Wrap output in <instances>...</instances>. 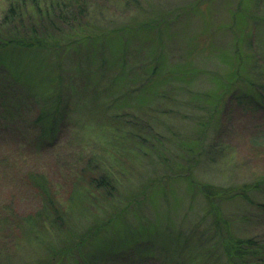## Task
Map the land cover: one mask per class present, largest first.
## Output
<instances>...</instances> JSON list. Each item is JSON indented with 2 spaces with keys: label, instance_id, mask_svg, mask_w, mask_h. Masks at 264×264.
<instances>
[{
  "label": "rangeland",
  "instance_id": "obj_1",
  "mask_svg": "<svg viewBox=\"0 0 264 264\" xmlns=\"http://www.w3.org/2000/svg\"><path fill=\"white\" fill-rule=\"evenodd\" d=\"M63 2L38 0L57 13ZM84 3L74 19L30 5L9 20L0 0V40L43 35L66 47L50 62L46 51L23 54L20 71L0 52V86L23 100L20 116L0 109V264H227L226 234L250 240L247 263L264 264V110L223 93L238 40L264 59V0ZM44 104L59 105L47 133L50 120H33ZM101 178L112 191L91 183ZM255 182L247 199L215 201V224L198 186L233 193ZM109 219L88 248L74 246Z\"/></svg>",
  "mask_w": 264,
  "mask_h": 264
},
{
  "label": "trees",
  "instance_id": "obj_2",
  "mask_svg": "<svg viewBox=\"0 0 264 264\" xmlns=\"http://www.w3.org/2000/svg\"><path fill=\"white\" fill-rule=\"evenodd\" d=\"M8 1V8H7V12H6V17L9 20H15L19 17H21L23 15V13H25L27 11V7L30 5H34V8L38 11V12H42L44 13H50L53 15V17L55 16V18H59L62 20H66L69 17H72V19L76 18V15H73V10L75 8V11H77L79 14L78 16H81L83 14V11H85L86 9V5H85V1L86 0H64L63 3H59L57 4V7L60 8L58 9V13L55 11V6L53 4H43L46 5V7H42L38 4V0H7ZM61 4L64 8L61 9ZM40 7L42 9V11H40ZM44 8V9H43ZM33 29H35L33 27ZM44 36L43 35H34V36H24V37H18V38H8L4 41L0 40V52H6V51H11L14 53V58L12 61L10 62V65H12L13 69H18L20 71V69H22V63H21V56L23 54H27L28 52H32V53H39L41 51H46L50 54L51 57H48L47 60L52 61L51 59H57V57L64 52V48L66 47H60L58 45V43L56 41L53 42V44H49V42L45 39L44 40ZM89 38V37H87ZM94 38L97 39V37L95 36ZM99 38V37H98ZM84 39V38H82ZM238 45L240 46V42L238 40ZM236 46L235 48V58L234 60L236 61L235 66L233 67L234 74H231L230 77L232 78L231 80H226V86L224 89L223 93H229L232 96L231 98H234L235 101H237L236 103L238 104V106H240L242 109L247 110V111H253L254 109H261L264 110V96H263V92H264V66H259V64L257 63V61L259 62H263L264 63V59L258 60L255 59L253 60L252 56L253 55H249V54H242L238 48L239 46ZM59 46V47H58ZM249 46V45H248ZM69 48H71V46L68 45ZM67 47V48H68ZM68 50H71L69 49ZM73 49V48H72ZM8 53V52H7ZM10 55V54H8ZM233 59V57H232ZM253 60V61H252ZM8 62V63H9ZM36 69V68H35ZM157 68H153V71L155 72ZM176 75H178V77H176L177 79H179V77H182L185 73L183 70L180 69L179 70H175L174 71ZM49 77L51 78V88L52 89H56L57 87L52 86L54 80H56V78L52 77V75H49ZM54 78V79H53ZM230 79V78H229ZM236 85V94H232L234 88ZM5 88L3 86V84L0 86V109L3 106H8L7 112L11 113V114H15L16 116H20V114H18L17 110H19V108L22 106V102L23 100H20L19 96L17 94H15L11 100L8 99L6 96L5 92ZM54 92V91H53ZM235 92V90H234ZM57 96V94L55 95ZM53 97L55 99H58L56 97ZM22 97H26V96H22ZM33 97V96H32ZM32 97L30 99H32ZM51 98V96H50ZM52 98V99H53ZM208 98V97H207ZM223 99V94L219 97V101ZM53 100H51L52 102ZM58 101V100H56ZM17 102V103H16ZM53 104V103H52ZM45 107H48L47 110H54V115L52 116L53 119H50V115L48 113V111L45 112V110H43ZM43 109L42 111L39 112V114H37L36 118L33 119L34 123L36 124H40V125H44L49 122V120L51 122H49V124L47 125V129H45L44 131L47 132H52L54 129V125L56 123V117L59 114V105L56 106L55 109H53L52 105H43ZM216 109H214L211 113H210V117H212L214 115ZM13 114V115H14ZM223 114V112H222ZM49 115V116H48ZM46 116V117H45ZM1 120H3L2 118H0ZM44 135V132L42 133V136ZM196 144H194V149L192 147H190L189 149H191V151L197 149V144L200 146L201 145V141L199 138H197L195 140ZM200 143V144H199ZM200 148V147H199ZM107 178H101L100 180L94 182L93 180H91V183H96L95 186L103 191L106 190V188L108 189V187H110L109 189L112 191L113 189V185L111 184V178L110 181L106 180ZM109 179V178H108ZM190 183V182H189ZM39 184V183H38ZM191 184V183H190ZM264 185V181L262 183ZM261 184V185H262ZM40 186H44L43 184H39ZM200 192L202 193L204 199H206L208 206L210 207V215L213 218V222L216 224L220 221V217L218 216V212H217V204L215 201L217 200H224L227 199L233 195L236 194V197H241L243 199H247V192L251 189H258L260 187V182H255L253 184H244L242 186H239L238 188H236V192H231V190L225 189L223 187H218V186H211V185H200L198 186ZM43 192V195L46 196V201L50 204H52L53 202V195L49 194L47 192L46 187H43V189L41 190ZM112 193V192H111ZM53 208H50L51 213H53L54 215H57V218H61L63 215V212H60L59 209H57V207L52 206ZM111 220H107L106 222L99 224V225H95L92 226L90 229H87L86 231L83 232V234L80 236V239L77 240L76 243H74V246L79 247V249L82 251H84L86 248H88L87 244H91V242H93L95 240V238L102 236V234L104 233L108 223ZM221 244L223 245V250H224V254L227 257V264H248L246 261V256L247 255V249L250 248L251 245V241L250 240H242V239H236L234 237H231L229 235L226 234V236L222 237L221 240ZM85 248V249H84ZM63 254V253H60ZM60 256V255H58ZM81 262H75L74 264H80ZM86 264V263H85Z\"/></svg>",
  "mask_w": 264,
  "mask_h": 264
}]
</instances>
